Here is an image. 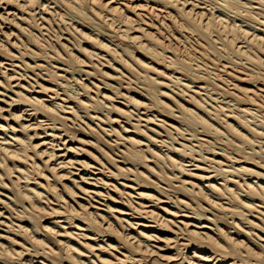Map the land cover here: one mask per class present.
Returning <instances> with one entry per match:
<instances>
[{
	"label": "bare ground",
	"instance_id": "bare-ground-1",
	"mask_svg": "<svg viewBox=\"0 0 264 264\" xmlns=\"http://www.w3.org/2000/svg\"><path fill=\"white\" fill-rule=\"evenodd\" d=\"M0 264H264V0H0Z\"/></svg>",
	"mask_w": 264,
	"mask_h": 264
}]
</instances>
